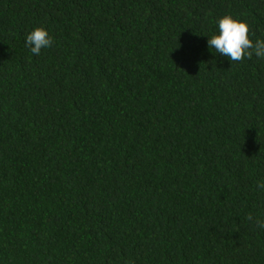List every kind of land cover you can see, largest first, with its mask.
I'll use <instances>...</instances> for the list:
<instances>
[{
  "label": "trees",
  "instance_id": "16d2710c",
  "mask_svg": "<svg viewBox=\"0 0 264 264\" xmlns=\"http://www.w3.org/2000/svg\"><path fill=\"white\" fill-rule=\"evenodd\" d=\"M224 15L264 40V0H0V264H264V59L208 48Z\"/></svg>",
  "mask_w": 264,
  "mask_h": 264
},
{
  "label": "clouds",
  "instance_id": "9594fccd",
  "mask_svg": "<svg viewBox=\"0 0 264 264\" xmlns=\"http://www.w3.org/2000/svg\"><path fill=\"white\" fill-rule=\"evenodd\" d=\"M216 23L218 32L208 37L207 46L209 49H214L216 53L235 63H239L245 58L251 59L253 56L264 59V40L257 39L253 42L249 38V28L245 22L230 15H224ZM52 43L53 38L43 27L34 28L25 37V45L35 55H39L41 49L50 47ZM257 187L264 189V183H259ZM246 219L264 229V220H253L251 214H247Z\"/></svg>",
  "mask_w": 264,
  "mask_h": 264
}]
</instances>
